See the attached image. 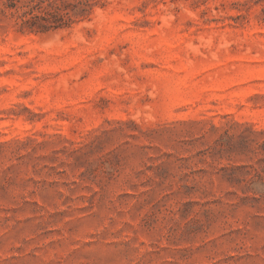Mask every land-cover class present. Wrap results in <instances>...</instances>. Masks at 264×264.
Here are the masks:
<instances>
[{
  "label": "rangeland",
  "instance_id": "rangeland-1",
  "mask_svg": "<svg viewBox=\"0 0 264 264\" xmlns=\"http://www.w3.org/2000/svg\"><path fill=\"white\" fill-rule=\"evenodd\" d=\"M0 0V264H264V0H106L21 30Z\"/></svg>",
  "mask_w": 264,
  "mask_h": 264
},
{
  "label": "trees",
  "instance_id": "trees-1",
  "mask_svg": "<svg viewBox=\"0 0 264 264\" xmlns=\"http://www.w3.org/2000/svg\"><path fill=\"white\" fill-rule=\"evenodd\" d=\"M106 0H7L21 30L47 33L70 27Z\"/></svg>",
  "mask_w": 264,
  "mask_h": 264
}]
</instances>
